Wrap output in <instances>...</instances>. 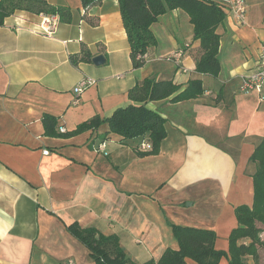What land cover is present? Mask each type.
<instances>
[{
  "label": "crops",
  "instance_id": "0c3cea01",
  "mask_svg": "<svg viewBox=\"0 0 264 264\" xmlns=\"http://www.w3.org/2000/svg\"><path fill=\"white\" fill-rule=\"evenodd\" d=\"M30 1L0 26V264H92L68 230L74 223L117 236L137 264L178 250L171 225L215 231L216 249L228 251L235 209L254 202L251 156L264 139V101L240 91L264 50V0H245V25L228 15L219 27L220 73L200 76L201 98L147 105L167 121V137L159 155L143 158L138 141L121 142L105 121L146 78L186 87L198 77L189 16H161L150 61L134 69L118 0ZM49 9L65 17L52 37L36 35ZM179 50L184 70L170 60ZM99 55L105 62L96 66ZM85 78L96 84L78 95ZM95 118L96 128L74 133Z\"/></svg>",
  "mask_w": 264,
  "mask_h": 264
},
{
  "label": "trees",
  "instance_id": "16d2710c",
  "mask_svg": "<svg viewBox=\"0 0 264 264\" xmlns=\"http://www.w3.org/2000/svg\"><path fill=\"white\" fill-rule=\"evenodd\" d=\"M85 7L94 0H82ZM120 13L131 49V61L134 69L144 67L149 61L144 58L157 47L158 43L151 31L153 24L168 11L182 10L190 19L194 28V40L200 42L201 54L196 63L198 77L189 81L186 87L176 85L172 80L157 81L146 78L129 93L131 104L118 109L105 122L110 133L120 137L121 142L138 141L137 155L141 158L157 156L161 152L163 141L167 137V121L159 114L149 110L151 102L169 100L172 104L196 100L205 94L202 75L217 78L220 73L218 59L221 27L229 11L227 6L215 0H118ZM30 0H0V26L6 18L17 10H31ZM48 14L65 17L63 9H49ZM77 63L76 59H72ZM47 132L56 134L57 121L53 117L44 119ZM100 123L95 118L78 127L75 134L96 128ZM142 143L150 145L142 150ZM256 165L253 176L254 202L251 207L240 206L235 209L238 226L229 236V249H216L215 231L171 225L178 242V250L167 249L159 260H150L143 264H186L191 259L197 264H220L223 259L228 264H262L260 253L264 249V139L251 156ZM70 234L88 251L92 264H137L123 251L117 236H104L96 229H82L78 224L68 228ZM264 264V263H263Z\"/></svg>",
  "mask_w": 264,
  "mask_h": 264
},
{
  "label": "built area",
  "instance_id": "2783aa9c",
  "mask_svg": "<svg viewBox=\"0 0 264 264\" xmlns=\"http://www.w3.org/2000/svg\"><path fill=\"white\" fill-rule=\"evenodd\" d=\"M227 6L229 14L235 21L236 25L243 26L247 21L248 8L245 0H225L222 2ZM61 24V18L57 14L41 13L39 21L35 24L34 33L43 37H52L57 32ZM183 51L179 50L171 55L170 60L181 70L183 69L182 59ZM147 61H150V56L148 54L144 55ZM185 72V71H184ZM96 84V81L91 78H85L81 80L76 88V94L80 95L89 87ZM240 91L243 94L251 95L258 94L260 100L264 101V50L262 51L259 59L257 60L254 68L242 77V84ZM61 132H66L65 129H61ZM142 150H149L150 145L147 143H142ZM45 155L49 152L45 151ZM262 240H264V234L261 235Z\"/></svg>",
  "mask_w": 264,
  "mask_h": 264
},
{
  "label": "water",
  "instance_id": "95a60500",
  "mask_svg": "<svg viewBox=\"0 0 264 264\" xmlns=\"http://www.w3.org/2000/svg\"><path fill=\"white\" fill-rule=\"evenodd\" d=\"M105 58H104V56H102V55H99V56H97V57H95L94 59H93V63L96 65V66H100V65H102L105 61Z\"/></svg>",
  "mask_w": 264,
  "mask_h": 264
},
{
  "label": "rangeland",
  "instance_id": "374dc122",
  "mask_svg": "<svg viewBox=\"0 0 264 264\" xmlns=\"http://www.w3.org/2000/svg\"><path fill=\"white\" fill-rule=\"evenodd\" d=\"M260 256H261V263L263 264L264 263V249L261 251V253H260ZM250 264H252L253 262H252V260L250 259Z\"/></svg>",
  "mask_w": 264,
  "mask_h": 264
}]
</instances>
